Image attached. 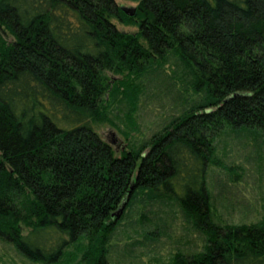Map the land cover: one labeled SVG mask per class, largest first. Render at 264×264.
I'll return each instance as SVG.
<instances>
[{
	"label": "trees",
	"instance_id": "trees-1",
	"mask_svg": "<svg viewBox=\"0 0 264 264\" xmlns=\"http://www.w3.org/2000/svg\"><path fill=\"white\" fill-rule=\"evenodd\" d=\"M132 1L130 15L115 0H0V240L34 262L109 264L121 221L157 204L159 234L177 206L205 236L161 264H264V219L217 222L206 185L220 134L256 131L264 153V0ZM142 95L162 116L129 139ZM97 122L128 139L118 155Z\"/></svg>",
	"mask_w": 264,
	"mask_h": 264
},
{
	"label": "rangeland",
	"instance_id": "rangeland-1",
	"mask_svg": "<svg viewBox=\"0 0 264 264\" xmlns=\"http://www.w3.org/2000/svg\"><path fill=\"white\" fill-rule=\"evenodd\" d=\"M115 1L120 7L127 8L137 4L132 0ZM112 22L119 30L126 32L137 30V26L133 24H123L116 19H112ZM108 75L111 78L118 77L110 72ZM162 112L159 105L142 95L139 108L134 114L138 128L130 131L129 139H142L147 135L153 122L162 116ZM114 120L120 129L125 130L128 127L127 120L120 121L116 118ZM91 125L102 139L111 144L116 155L126 148L128 139L109 122H97ZM244 135H236L233 140H228L220 134L214 141V157L218 163L209 165L206 185L211 192L213 213L217 222L251 223L264 219V153L260 149L261 139L256 131ZM244 139L254 140L255 148L250 142L246 145L241 144ZM185 177L188 179L184 178L182 182L192 181L194 178L189 175ZM158 208L160 207L157 204L147 208L137 206L131 212L132 224L126 230L122 225L128 222V219L121 221L122 225L115 234L118 239H114L115 237L112 239V251L107 255L109 264H161L168 262L179 246L185 252L199 251L202 248L205 236L186 224L177 206L173 208L170 228L165 233L159 234L158 228L149 221L153 215L148 212L156 211ZM155 219L159 226H163L168 220V218ZM122 229H124L123 233ZM73 248L68 247L67 251L73 252ZM76 253L74 260L79 259V254ZM0 264L44 263L25 258L10 243L0 240ZM51 264H69V262L61 260Z\"/></svg>",
	"mask_w": 264,
	"mask_h": 264
},
{
	"label": "water",
	"instance_id": "water-1",
	"mask_svg": "<svg viewBox=\"0 0 264 264\" xmlns=\"http://www.w3.org/2000/svg\"><path fill=\"white\" fill-rule=\"evenodd\" d=\"M121 8H122V10H123L124 12H126V13H128V14H130V15L134 14V11H135L134 7H131V8L121 7ZM131 188H132V186H131ZM124 206H125V201H123V202L121 203L120 207H119L116 211H114V212L112 213V215H115V217H119V215H120V213L122 212V209L124 208Z\"/></svg>",
	"mask_w": 264,
	"mask_h": 264
}]
</instances>
